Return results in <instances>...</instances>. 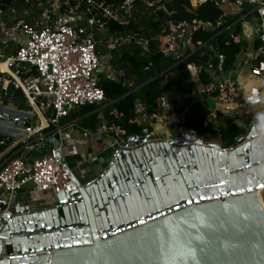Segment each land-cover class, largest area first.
<instances>
[{
  "label": "water",
  "instance_id": "obj_1",
  "mask_svg": "<svg viewBox=\"0 0 264 264\" xmlns=\"http://www.w3.org/2000/svg\"><path fill=\"white\" fill-rule=\"evenodd\" d=\"M245 128L230 146L129 135L47 207L0 199V264H264V115Z\"/></svg>",
  "mask_w": 264,
  "mask_h": 264
},
{
  "label": "built area",
  "instance_id": "obj_2",
  "mask_svg": "<svg viewBox=\"0 0 264 264\" xmlns=\"http://www.w3.org/2000/svg\"><path fill=\"white\" fill-rule=\"evenodd\" d=\"M57 6L52 11L57 14L51 19L44 15L43 24H33L24 18H17L12 23L0 21V144L11 139V145L0 155V199L8 203L31 186L35 192L46 195L48 200L74 183V176L85 185L106 172L116 154L121 150V143L129 134L127 129L100 114L101 122L96 129H86L76 120L64 121L71 111L88 104H102L106 94L100 85L101 75L119 81L124 72L116 71L111 63V49L141 42L145 51L149 41L135 34L123 33L102 39L99 35L107 30L106 20H114L120 25L128 26L135 14L136 0H121L120 3L105 0H77L74 5L65 1L67 12L59 13L62 1L56 0ZM154 8L156 0H143ZM194 5L209 0H191ZM223 10L218 24L228 16L239 15L245 4L253 5L251 12L257 19L253 27L242 14V34H232L235 42L242 39L259 38L261 45L255 50L251 62V72L264 87V0H212ZM85 5V8L83 6ZM105 18V19H104ZM253 18V17H252ZM210 24L200 20H175L166 22L160 36L161 52L165 57L178 59L184 63L189 47L193 43L196 30H207ZM202 45L201 42H198ZM100 47L109 52L101 54ZM219 57L223 58L218 49ZM193 77L195 84L201 68L193 62L184 63ZM199 102L207 103L208 99L216 101L204 120L208 126L218 114L227 117L237 116L244 125L264 115V98L258 102L242 100L238 97V83L230 76L207 85H200ZM11 87L21 89L27 100V107L20 108L10 95ZM197 92L185 94L193 99ZM172 105L166 95L159 98L157 108L149 112L145 104L138 101L135 116L131 123L148 124L152 131L145 127L144 134L135 135L136 139L149 133H158L162 128L171 125H186L185 112H171ZM118 117L116 111L110 113ZM7 122H13L7 123ZM55 136L60 144L55 148L49 138ZM51 143V147L47 145ZM19 147V153L11 149ZM83 148V149H82ZM89 149L91 151H89ZM106 152V165L97 168V173L88 175L91 163H95L100 152ZM79 156V160L70 165V159ZM65 158L69 168L62 161ZM37 199V198H36ZM2 211H0V216Z\"/></svg>",
  "mask_w": 264,
  "mask_h": 264
},
{
  "label": "trees",
  "instance_id": "obj_3",
  "mask_svg": "<svg viewBox=\"0 0 264 264\" xmlns=\"http://www.w3.org/2000/svg\"><path fill=\"white\" fill-rule=\"evenodd\" d=\"M15 0H0V11H6ZM26 2V0H19ZM36 1V0H32ZM62 0V8L59 13L67 12L68 7ZM74 5L77 0H68ZM118 4L121 0H105ZM85 8V5L83 6ZM253 5L245 4L242 12L236 16H228L222 24H218L223 10L212 0L200 5H194L191 0H156L154 8H150L143 0H136V10L132 22L128 26L120 25L114 20H106L107 34L111 35L128 33L135 34L140 38L149 41V49L145 51L141 42L132 41L129 44L111 49L113 67L124 72L119 81H114L101 75L100 85L106 94V101L102 104H88L71 111L64 121L76 120L77 124L86 129H96L101 122L100 114L109 120L127 129L128 134H144L145 127L152 131L148 124L131 123L135 116V106L138 101L145 104L149 112L157 108L159 98L166 95L168 101L177 112L186 113V126L195 129L198 133L208 132L217 134L222 144L232 145L236 138L245 132V125L237 116L227 117L221 124L216 122L218 117L207 127L204 120L210 109L206 103H201L191 98H185V94L192 92L195 88V81L190 72L186 69L187 62L196 63L200 68L198 80L204 86L221 79L224 74L235 69L237 58L249 43L244 38L239 43L235 42L232 34H242V21L239 20L242 14L251 12ZM41 12L38 14L40 17ZM52 9L51 19L56 18ZM249 13L248 16H252ZM28 22L31 15H26ZM175 20L200 19L210 24L207 30L199 29L193 33V43L189 47L191 53L184 63L176 64L179 60L172 57H165L161 52L160 36L166 27V22ZM201 42L202 45H199ZM261 45L259 38H255L254 47ZM218 49L223 58L219 57ZM13 96L14 103L20 107H27L26 97L21 89L11 87L9 90ZM177 107V103H180ZM116 111L118 117L110 115ZM0 134V141H1ZM11 144V139L5 144H0V155ZM3 159H0V164Z\"/></svg>",
  "mask_w": 264,
  "mask_h": 264
},
{
  "label": "crops",
  "instance_id": "obj_4",
  "mask_svg": "<svg viewBox=\"0 0 264 264\" xmlns=\"http://www.w3.org/2000/svg\"><path fill=\"white\" fill-rule=\"evenodd\" d=\"M252 17L245 19V21L249 22L253 27H256L257 19H253ZM30 22L33 24H39L40 23L37 19H34V20L31 19ZM254 40H255V38L248 40L249 45L247 48L243 49L242 52L240 53V55L238 56L235 69L224 74V76H230L237 81L238 88H239L238 89V97L240 99L249 100L251 102H258L264 98L263 97L264 87H263V84L257 79V77H255L251 72V62L253 61L254 52L257 49L254 47ZM200 99H201V96H199V99H196V101H199ZM206 104L209 105L208 100H207ZM7 123L12 124L13 122H7ZM186 128H189V127L186 125L182 126V127H180L178 132L181 130H184ZM158 133H165L167 135H170V133H176V132L171 131L169 128H162ZM203 140L206 142H209V143H221L219 139L206 138ZM51 145L52 144L49 143L47 145V148H50ZM18 151H20L19 147L11 149L12 153H19ZM89 151H91V150L89 149ZM105 154H106L105 151L100 152L97 155V159H99L101 156H103ZM78 160H79L78 155L75 157H72V159L69 160L70 165L73 166ZM97 161L98 160H96V162ZM97 168L98 167H94V166L91 167V170L89 172H87L88 175H93V173H97ZM16 201L21 202L22 204L30 203L35 209H41V208L47 207L48 203H49L45 194L35 192L31 186H28L25 190L21 191L17 195Z\"/></svg>",
  "mask_w": 264,
  "mask_h": 264
},
{
  "label": "rangeland",
  "instance_id": "obj_5",
  "mask_svg": "<svg viewBox=\"0 0 264 264\" xmlns=\"http://www.w3.org/2000/svg\"><path fill=\"white\" fill-rule=\"evenodd\" d=\"M62 1V0H60ZM59 2H57L56 0H36L35 2L32 1V0H26V2H21L19 0H15L13 2V4L11 6L8 7V9L6 11H0V21L1 20H4L5 22H8V23H12L15 19L17 18H24L27 20L26 18V15H31V19H37L40 23L39 24H43V18L44 15H49L50 14V10L52 8H54L55 6L58 5ZM54 5V7H53ZM41 12V15L40 17H38V14ZM256 18V17H255ZM254 16H253V19H255ZM28 21V20H27ZM107 30H104L102 33H100L99 35L102 34V36H100L102 39H104V37L106 36L107 34ZM106 38V37H105ZM110 50L108 48H102L100 47V53L103 54L104 52H109ZM115 69V68H114ZM116 70V69H115ZM117 71V70H116ZM200 84L199 83V80H198V83L196 82L195 84V92H197V95L195 98L193 99H199V96L198 95V92L200 90V86L198 85ZM264 91V89H263ZM264 97V95H263ZM208 103H209V106L214 109L216 107V101L212 100L211 98L208 99ZM177 107H179V105L181 104L180 103H177ZM264 107V105L262 106V108ZM171 112L173 111H176L174 107H171L170 109ZM227 118V116L225 115H222L221 117H218L216 119V122L218 124H221L225 119ZM180 125H171L170 127H168L171 131L173 132H178V130L180 129ZM200 137L202 139H206V138H212V139H220L219 136L217 134H211V133H208V132H201L199 133ZM105 156L106 155H103L101 156L99 159H97L98 161L95 162V163H91V167H100V165L104 166L106 165L107 161L105 160Z\"/></svg>",
  "mask_w": 264,
  "mask_h": 264
}]
</instances>
